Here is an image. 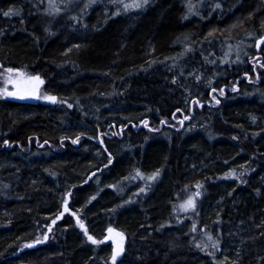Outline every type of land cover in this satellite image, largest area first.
Masks as SVG:
<instances>
[{
    "label": "trees",
    "instance_id": "trees-1",
    "mask_svg": "<svg viewBox=\"0 0 264 264\" xmlns=\"http://www.w3.org/2000/svg\"><path fill=\"white\" fill-rule=\"evenodd\" d=\"M116 7L0 0V264H264V0Z\"/></svg>",
    "mask_w": 264,
    "mask_h": 264
},
{
    "label": "rangeland",
    "instance_id": "rangeland-1",
    "mask_svg": "<svg viewBox=\"0 0 264 264\" xmlns=\"http://www.w3.org/2000/svg\"><path fill=\"white\" fill-rule=\"evenodd\" d=\"M38 4H40L42 7H44L45 11L48 14L57 15L61 13H66L69 10L78 9L79 11L84 9L85 11L88 10V8L92 9L98 4H104L105 6L112 7L113 10L116 11L115 8H118L116 6H122V10L131 12V18H135L136 16L140 15L144 8L146 7L148 0H36ZM109 4V5H108ZM139 5V6H137ZM7 70L2 71L0 70V98L1 100H12L11 96L8 94L14 92V85L13 82L17 83H25L28 82L29 77H27L25 74L21 72H10L8 76H5ZM12 80V81H11ZM21 100V99H19ZM179 120V118H175V121ZM191 200L189 198L186 200V202L181 206V208L184 210V213L188 211L191 206H188L187 202ZM109 232V229L105 232ZM118 235V233H117ZM120 236V237H119ZM118 237L120 238V244L118 249L115 252H118V255L115 256V260H113V254L114 251L111 247L112 252V263H115L118 261L122 255L123 252V245H124V238L119 234ZM242 238L237 233V231L233 229L230 230V234L227 239V243L224 245V247L221 249L222 256L226 258L227 261L231 262L232 264L238 263L240 264L242 260ZM92 242V241H91Z\"/></svg>",
    "mask_w": 264,
    "mask_h": 264
},
{
    "label": "flooded vegetation",
    "instance_id": "flooded-vegetation-1",
    "mask_svg": "<svg viewBox=\"0 0 264 264\" xmlns=\"http://www.w3.org/2000/svg\"><path fill=\"white\" fill-rule=\"evenodd\" d=\"M14 92L8 94L12 95V100H10L12 103L15 104H28V105H41V106H53L55 104V101L48 99L49 95L40 94L39 93V85H31L28 82L25 83H17L13 82ZM37 87V88H36ZM37 91V98L36 100L34 98V94ZM18 97H21V100L18 99ZM68 107V109L71 108L70 105H65Z\"/></svg>",
    "mask_w": 264,
    "mask_h": 264
},
{
    "label": "water",
    "instance_id": "water-1",
    "mask_svg": "<svg viewBox=\"0 0 264 264\" xmlns=\"http://www.w3.org/2000/svg\"><path fill=\"white\" fill-rule=\"evenodd\" d=\"M37 88V87H36ZM34 98L36 100L37 98V91L34 94ZM70 193L67 194V196H69ZM76 223H79L77 219H75ZM102 244H110L112 246L113 251L115 252L120 244V238L117 235V232L115 231H111V232H107L106 235L102 238L101 240Z\"/></svg>",
    "mask_w": 264,
    "mask_h": 264
},
{
    "label": "snow or ice",
    "instance_id": "snow-or-ice-1",
    "mask_svg": "<svg viewBox=\"0 0 264 264\" xmlns=\"http://www.w3.org/2000/svg\"><path fill=\"white\" fill-rule=\"evenodd\" d=\"M145 2H146V0H145ZM137 6H139V5H137ZM9 14H10L9 12H5V13H4V15H9ZM8 71H11V70H8ZM36 79H38V78H36ZM48 99H51V100L55 101V98H54V97H49ZM75 142H76V141H73V143H75ZM187 204H188V206H191V205H192V201L189 200V201L187 202ZM65 210H67V209H65ZM111 231H112V229H109V232H111ZM118 235H119V234H118ZM88 239H89L90 241H92L93 243H96V241L93 240L91 236H89ZM116 255H118V252H114V254H113V260H115V256H116Z\"/></svg>",
    "mask_w": 264,
    "mask_h": 264
},
{
    "label": "bare ground",
    "instance_id": "bare-ground-1",
    "mask_svg": "<svg viewBox=\"0 0 264 264\" xmlns=\"http://www.w3.org/2000/svg\"><path fill=\"white\" fill-rule=\"evenodd\" d=\"M120 237V236H119Z\"/></svg>",
    "mask_w": 264,
    "mask_h": 264
}]
</instances>
